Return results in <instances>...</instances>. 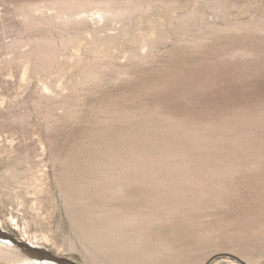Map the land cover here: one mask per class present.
Wrapping results in <instances>:
<instances>
[{"label": "rangeland", "instance_id": "rangeland-1", "mask_svg": "<svg viewBox=\"0 0 264 264\" xmlns=\"http://www.w3.org/2000/svg\"><path fill=\"white\" fill-rule=\"evenodd\" d=\"M108 1L131 11L0 0V228L79 264H264V0ZM170 153L205 178L158 189Z\"/></svg>", "mask_w": 264, "mask_h": 264}, {"label": "bare ground", "instance_id": "bare-ground-1", "mask_svg": "<svg viewBox=\"0 0 264 264\" xmlns=\"http://www.w3.org/2000/svg\"><path fill=\"white\" fill-rule=\"evenodd\" d=\"M88 1V0H87ZM90 1V0H89ZM112 0H110V2H111ZM117 1H119V0H117ZM131 1V0H130ZM79 2H80V0H79ZM102 2V1H101ZM105 1H103V3H104ZM108 0H107V4H108ZM113 2V1H112ZM115 2L116 1H114V4H115ZM125 2V1H124ZM71 3V2H70ZM74 3V2H73ZM82 3V2H81ZM97 3V2H96ZM99 3V2H98ZM106 3H105V5L103 6V8L101 9V8H99V10H98V14H99V16L100 17H105V16H110V17H120V16H123V15H125V14H127V12H129V11H131L129 8H124V7H120V5H121V3L119 4V7H112V6H109L110 5V3L108 4V6L106 5ZM64 4V3H63ZM76 4V3H75ZM77 4H78V2H77ZM87 4V3H86ZM93 4H94V2H93ZM100 4H102V3H99V6H100ZM113 3H112V5H114ZM116 4H117V2H116ZM130 4V3H129ZM79 5V4H78ZM96 5V4H95ZM103 5V4H102ZM101 5V6H102ZM123 5V4H122ZM126 5V4H125ZM131 5V4H130ZM70 6H71V4H70ZM73 6V5H72ZM77 6V5H76ZM90 6V5H89ZM93 6V5H92ZM98 6V7H99ZM137 6V5H136ZM142 6V5H141ZM224 6V5H223ZM60 7V6H59ZM75 7V6H74ZM81 7H82V5H81ZM128 7V6H127ZM133 7V6H132ZM62 8V7H61ZM79 8V7H78ZM224 8V7H223ZM65 9V8H64ZM140 9H142V8H140ZM137 10H139V9H137ZM61 11H62V9H61ZM72 11V10H71ZM77 11V10H76ZM74 12L75 13V15H76V13L77 12ZM135 11H136V8H135ZM96 12V11H95ZM134 12V11H133ZM74 13H72V14H74ZM130 14V13H129ZM78 15V14H77ZM76 15V16H77ZM70 16H73V15H70ZM57 17H59V16H56L55 18H57ZM74 18V17H73ZM64 19V18H63ZM50 20V19H49ZM52 20V19H51ZM61 20V19H60ZM76 20V19H75ZM66 22V21H65ZM68 24V23H67ZM72 35V34H71ZM70 35V36H71ZM65 38V37H64ZM63 40H65V39H63ZM102 40H104V39H102ZM48 42V41H47ZM70 42V41H69ZM97 42V41H96ZM55 43V42H54ZM71 43H72V41H71ZM70 43V44H71ZM47 44V43H46ZM93 44V43H92ZM60 46H61V44H59ZM94 45V44H93ZM98 45V44H97ZM101 45V44H100ZM48 46V45H47ZM63 47V46H62ZM91 47H92V45H91ZM99 47V46H98ZM39 49V48H38ZM55 49V48H54ZM98 49V48H97ZM65 50V49H64ZM105 50V49H104ZM50 51V50H49ZM61 52V51H60ZM99 53V52H98ZM37 54V53H36ZM57 55V54H56ZM57 57V56H56ZM77 57V56H76ZM75 57V58H76ZM69 58V57H68ZM37 59V58H36ZM45 59V58H44ZM95 59V58H94ZM97 59V58H96ZM98 59H100L99 57H98ZM65 60V59H64ZM72 60V59H71ZM78 60V59H77ZM102 60V59H101ZM100 60V61H101ZM75 61V60H74ZM73 61V62H74ZM65 62V61H64ZM77 62V61H76ZM75 62V63H76ZM80 62V61H79ZM29 64V63H28ZM80 65V64H79ZM83 65V64H82ZM38 66V65H37ZM85 66V65H84ZM87 67V66H86ZM85 67V68H86ZM95 67V66H94ZM94 69V68H93ZM96 71V70H95ZM95 71H94V73H95ZM65 72V71H64ZM80 72H81V70H80ZM83 72V71H82ZM85 72V71H84ZM88 72V71H87ZM86 72V73H87ZM93 73V74H94ZM81 74V73H80ZM93 74L91 73V75L93 76ZM85 75V74H84ZM79 77V76H78ZM81 77V76H80ZM82 79V78H81ZM246 108V107H245ZM254 110V109H253ZM259 113V112H258ZM232 115V114H231ZM260 116V115H259ZM231 117V116H230ZM196 118V117H195ZM204 119V118H203ZM212 119V118H211ZM218 119V118H217ZM239 119V118H238ZM177 120V119H176ZM230 120V119H229ZM217 121V120H216ZM215 121V122H216ZM220 121V120H219ZM233 121V120H232ZM232 121H230V122H232ZM250 121V120H249ZM257 121V120H256ZM198 122H201V121H198ZM260 122V121H259ZM263 122V121H262ZM192 123V122H191ZM212 123H214V122H212ZM234 123V122H233ZM247 123V122H246ZM209 124V123H208ZM230 124V123H229ZM253 124H254V122H253ZM261 124V123H260ZM195 125V124H194ZM240 125V124H239ZM256 125V124H255ZM172 126V125H171ZM178 126V125H177ZM191 126V125H190ZM189 126V127H190ZM202 126V125H201ZM204 126H207V125H204ZM209 126V125H208ZM248 126V125H247ZM182 127V126H181ZM203 127V126H202ZM218 127V126H217ZM229 127V126H228ZM227 127V128H228ZM178 128V127H177ZM197 128V127H196ZM226 128V129H227ZM246 128V127H245ZM264 128V127H263ZM181 129V128H180ZM209 129V128H208ZM210 129H211V127H210ZM177 130V129H176ZM175 129L173 130V131H176ZM202 131V130H201ZM204 131H207V130H204ZM219 131V130H218ZM196 132V131H195ZM198 132V131H197ZM203 132V131H202ZM201 132V133H202ZM220 132V131H219ZM228 132V131H227ZM234 132V131H233ZM242 132V131H241ZM240 132V133H241ZM186 133V132H185ZM216 133V132H215ZM257 133V132H256ZM206 134V133H205ZM223 134V133H222ZM224 134H225V132H224ZM229 134V133H228ZM259 134V133H258ZM183 135H184V133H183ZM199 135H200V133H199ZM212 135V134H211ZM215 135V134H214ZM235 135V134H234ZM210 136V135H209ZM217 136V135H216ZM238 136V135H237ZM242 136V135H241ZM234 137V136H233ZM243 137V136H242ZM220 138V137H219ZM238 138V137H237ZM263 138H264V136H263ZM192 139V138H191ZM200 139V138H199ZM207 139H208V137H207ZM206 139V140H207ZM189 140H190V137H189ZM204 140V139H203ZM224 140V139H223ZM244 140V139H243ZM196 141V140H195ZM215 141V140H214ZM240 141V140H239ZM242 141V140H241ZM199 142V141H198ZM197 142V143H198ZM202 142V141H201ZM205 142V141H204ZM203 142V143H204ZM208 142V141H207ZM263 142V141H262ZM193 143V142H192ZM213 143V142H212ZM219 143H221V142H219ZM242 143V142H241ZM191 144V143H190ZM195 144V143H194ZM194 144H192L193 146H194ZM218 144V143H217ZM228 144V143H227ZM232 144V143H231ZM230 144V145H231ZM234 144V143H233ZM191 145V146H192ZM200 145V144H199ZM211 145V144H210ZM223 145H224V141H223ZM246 145V144H245ZM254 145H256V144H254ZM195 146H197V145H195ZM207 146V145H206ZM206 146H205V148H206ZM249 146H252V145H249ZM202 147V146H201ZM212 147V146H211ZM224 147V146H223ZM222 147V148H223ZM227 147V146H226ZM235 147V146H234ZM237 147V146H236ZM235 147V148H236ZM263 147V146H262ZM209 148V147H208ZM207 148V149H208ZM212 148H214V147H212ZM212 148H210V149H212ZM230 148V147H229ZM240 148V147H239ZM246 148V147H245ZM202 149V148H201ZM209 149V150H210ZM217 149V148H216ZM243 149V148H242ZM255 149V148H254ZM174 150V149H173ZM202 150H204V148L202 149ZM214 150V149H213ZM221 151H226V150H222V149H220ZM233 150V149H232ZM237 149H235V151H236ZM256 150V149H255ZM184 151V150H183ZM182 151V152H183ZM197 151H199L198 149H197ZM215 151V150H214ZM234 151V152H235ZM170 152V151H169ZM168 152V153H169ZM178 152V151H177ZM181 152V153H182ZM229 152V151H228ZM230 152H232V151H230ZM174 153V152H173ZM173 153H170L171 155H169V157H167V159L163 162V161H159V162H156V161H152L150 158H149V160L151 161V162H154L153 164L150 162V165H146V166H149V168L148 167H146V168H148V169H150V171H148L147 170V172H151V176H152V179L154 178V179H156L157 181V187H158V182H159V185H160V187L162 186V187H165V188H168L169 189V186H168V184H167V186H166V181H167V179L169 178H172V179H174L175 181H173L172 179V181L171 182H174V183H176V184H178V181L179 180H176V179H180V183H181V181L184 179V181H186V182H188V179L189 180H192V181H199V180H201V177H202V175L199 177V173H193V171H191V169L189 170V168H190V164H189V162H190V158H191V156H188L189 157V160L186 158V157H181V156H176V154L174 155ZM190 153H191V151H190ZM209 153V152H208ZM211 153V152H210ZM215 153V152H214ZM233 153V152H232ZM248 153V152H247ZM173 154V155H172ZM196 154V153H195ZM195 154H194V156H195ZM200 154V153H199ZM199 154H198V157H199ZM216 154V153H215ZM240 154V153H239ZM243 154V153H242ZM178 155V154H177ZM182 155V154H181ZM185 155V154H184ZM188 155H189V152H188ZM209 155V154H208ZM230 154H228V156H229ZM257 155V154H256ZM260 155V154H259ZM108 156H110V155H108ZM160 156H162V155H160ZM193 156V157H194ZM220 156H222V155H220ZM107 157V156H106ZM117 157V156H116ZM135 157V156H134ZM136 157H138V155L136 156ZM156 159L158 158L157 157V154H156ZM198 157L196 158L197 159V161L196 162H198ZM201 157V156H200ZM205 157V156H204ZM230 157H232V156H230ZM110 158H112V157H110ZM145 158V157H144ZM147 158V157H146ZM145 158V159H146ZM153 158V157H152ZM163 158V157H162ZM195 158V157H194ZM215 158V157H214ZM218 158H219V156H218ZM224 158V157H223ZM239 158V157H238ZM263 158V157H262ZM116 159V158H115ZM119 159V158H118ZM134 159V158H133ZM155 159V160H156ZM202 159V158H201ZM205 159V158H204ZM204 159H202V161L204 160ZM207 159V158H206ZM209 159H210V157H209ZM227 159V158H226ZM236 159V158H235ZM247 159V158H246ZM129 160V159H128ZM137 160V159H136ZM149 160H146V161H148L149 162ZM153 160H154V158H153ZM158 160H163V159H158ZM157 160V161H158ZM199 160H200V158H199ZM218 160V159H217ZM220 160V159H219ZM218 160V161H219ZM221 160H222V158H221ZM224 160V159H223ZM242 160V159H241ZM252 160V159H251ZM98 161V160H97ZM138 161V160H137ZM142 162H143V160H141ZM141 161H139V162H141ZM192 161V160H191ZM194 161V160H193ZM239 161H240V159H239ZM256 161H258V160H256ZM105 162V161H104ZM113 162V161H112ZM120 162V161H119ZM122 162V161H121ZM125 162V161H124ZM135 162V161H134ZM138 162V164H140ZM155 162L156 163H158V164H155ZM195 162V163H196ZM205 162V161H204ZM221 162V161H220ZM227 162V161H226ZM101 163H102V161H101ZM100 163V164H101ZM116 163H118L117 161H116ZM229 164H230V162H228ZM227 163V164H228ZM258 163V162H257ZM109 164V163H108ZM123 164H125V163H123ZM127 164V163H126ZM134 164V163H133ZM144 164V163H143ZM142 164V165H143ZM219 164V163H218ZM224 164V163H223ZM223 164H221V166L223 165ZM228 164V165H229ZM111 165V164H110ZM116 165V164H115ZM135 165V164H134ZM141 165V166H142ZM153 165H159L161 168V170L159 169H157V167L155 166V168H153L154 166ZM201 165V164H200ZM242 165V164H241ZM100 166H102V165H100ZM104 166V165H103ZM116 166H118V165H116ZM120 166H122V165H120ZM131 166H132V164H131ZM139 167H140V165H138ZM153 166V167H152ZM231 166H232V164H231ZM237 166V165H236ZM239 166V165H238ZM128 167V166H127ZM189 167V168H188ZM223 167V166H222ZM225 167H227V165L225 166ZM134 168V167H133ZM138 168V167H137ZM143 168H144V165H143ZM142 168V169H143ZM145 168V169H146ZM188 168V169H187ZM194 168V167H193ZM217 168H219V167H217ZM234 168H235V166H234ZM237 168V167H236ZM235 168V169H236ZM117 169H119V168H117ZM184 169H186V170H184ZM195 169H198V168H196L195 167ZM207 169V168H206ZM205 169V170H206ZM214 169H215V167H214ZM228 169V168H227ZM238 169H240L239 167H238ZM129 170V169H128ZM137 170V169H136ZM179 170L181 171V172H179ZM212 170V169H211ZM210 170V171H211ZM218 170V169H217ZM237 170V169H236ZM250 170V169H249ZM102 171V170H101ZM109 171H110V169H109ZM118 170H116V172H117ZM130 171V170H129ZM146 170H144L143 172H145ZM197 171V170H196ZM198 171H200L201 172V170H198ZM197 171V172H198ZM210 171H207V173H209L210 174ZM231 171V170H230ZM239 171V170H238ZM119 172V171H118ZM142 172V173H143ZM212 172V171H211ZM219 172V171H218ZM232 172V174H233V171H231ZM103 174H105L104 172H102ZM107 173H108V171H107ZM131 173H132V169H131ZM149 173L148 174H146V175H149ZM207 173H206V175H207ZM212 173H214V172H212ZM229 173V172H228ZM236 173V171H234V174ZM241 173V172H240ZM101 174V173H100ZM99 174V175H100ZM141 174V173H140ZM220 174V173H219ZM222 174V173H221ZM113 175V174H112ZM115 175V174H114ZM120 175V174H119ZM134 175V174H133ZM153 175H155V176H153ZM204 175H205V173H204ZM212 175V177L213 176H215L214 174H211ZM211 175H208V176H206V178L207 177H209V176H211ZM224 175V174H223ZM109 176V178H110V175H108ZM150 176V175H149ZM179 176H182L183 177V179L181 180V177L179 178ZM116 177V176H115ZM144 177H146V176H143V178ZM185 177V178H184ZM225 177H226V175H225ZM224 177V178H225ZM106 178V181H108V179H107V176L105 177ZM131 178H132V176H131ZM202 178H205V177H202ZM219 178V177H218ZM222 178V177H221ZM112 179V178H111ZM151 179V180H152ZM186 179V180H185ZM208 179V178H207ZM210 179V178H209ZM215 179H216V176H215ZM228 179V178H227ZM127 180H129V178L127 179ZM138 180V179H137ZM136 180V181H137ZM144 180V179H143ZM219 180H221V179H219ZM97 181H99V179L97 180ZM177 181V182H176ZM183 181V182H184ZM211 181V180H210ZM223 181V180H222ZM111 182V181H110ZM109 182V183H110ZM134 182V181H133ZM170 182V183H171ZM201 182H203V181H201ZM208 182V181H207ZM129 183H130V181H129ZM132 183V182H131ZM130 183V184H131ZM153 183V182H152ZM173 183V184H174ZM192 183H194V182H192ZM199 183H200V181H199ZM211 183V182H210ZM217 183V182H216ZM224 183H225V181H224ZM108 184V183H107ZM106 184V185H107ZM134 184V183H133ZM141 184V183H140ZM153 184H155V183H153ZM175 184V185H176ZM189 184V183H188ZM201 184H205V182H203V183H201ZM200 184V186H202ZM212 184H213V182H212ZM111 185V184H110ZM151 186H152V184H150ZM150 185H149V187H150ZM186 185V184H185ZM211 185V184H210ZM215 185V184H214ZM217 185V184H216ZM105 186V185H104ZM139 186V185H138ZM145 186V185H144ZM178 186V185H177ZM189 186H190V184H189ZM207 186V189H206V191L208 190V185H206ZM153 187V186H152ZM155 187H156V185H155ZM156 187V188H157ZM172 187H174V188H172L173 190L174 189H176V186H173L172 185ZM211 187V186H210ZM192 188V187H191ZM191 188H189L190 190H191ZM158 189H160L159 187H158ZM167 189V190H168ZM171 189V188H170ZM169 189V190H170ZM180 189V188H179ZM188 189V190H189ZM200 189H202V187L200 188ZM216 189V188H215ZM224 189V188H223ZM106 190V189H105ZM111 190V189H110ZM157 189H155V191H156ZM165 190V189H164ZM164 190H162V191H164ZM210 190V189H209ZM149 191V190H148ZM172 191V190H171ZM176 191V190H175ZM201 191V190H200ZM203 191V190H202ZM156 192H158V191H156ZM168 192V191H167ZM191 192V191H190ZM159 193V192H158ZM166 193V192H165ZM189 193V192H188ZM162 194V193H161ZM163 194H164V192H163ZM176 194L178 195V192H176ZM206 194V193H205ZM140 195V194H139ZM172 195V194H171ZM156 196V195H155ZM170 196V195H169ZM185 196V195H184ZM203 196H205V195H203ZM159 196H157V198H158ZM164 197V196H163ZM171 197H174V196H171ZM177 197V196H176ZM180 197V196H179ZM175 198V197H174ZM178 198V197H177ZM176 198V199H177ZM167 199H168V197H167ZM171 199V198H170ZM169 199V200H170ZM175 199V200H176ZM179 199V198H178ZM159 200V199H158ZM160 201V200H159ZM159 201H158V203H159ZM163 201V200H162ZM166 201V199L163 201V203ZM171 201H173V199L171 200ZM155 202V201H154ZM174 202H176V201H174ZM173 202V203H174ZM153 203V202H152ZM171 204H172V202H171ZM177 204H182V199H181V203H178V201H177ZM184 204V203H183ZM170 205V204H169ZM175 205V204H174ZM149 206V205H148ZM179 206V205H178ZM143 207V206H142ZM172 207H173V205H172ZM176 207V206H175ZM141 208V207H140ZM168 208V207H167ZM171 208V207H170ZM154 209V208H153ZM130 211V210H129ZM134 211H136V210H134ZM172 211V210H171ZM131 212V211H130ZM141 212V211H140ZM143 212V211H142ZM144 213V212H143ZM124 214V213H123ZM126 214V213H125ZM146 214V213H145ZM150 214V213H149ZM151 215H149V217H150ZM137 217V216H136ZM135 218V217H134ZM147 218V217H146ZM137 219H138V217H137ZM115 220V219H114ZM135 220V219H134ZM109 222V221H108ZM115 222V221H114ZM117 222V221H116ZM123 222V221H122ZM253 222V221H252ZM113 223V222H112ZM253 223H255V222H253ZM258 223H259V221H258ZM260 224H263V223H260ZM117 226H118V224H117ZM262 227V226H261ZM256 229V228H255ZM258 229V228H257ZM263 230H264V228H263ZM260 231V230H259ZM21 257H25V256H23L20 252H19V250H17V249H13V248H9V247H6V246H3V247H0V259H10V258H21ZM26 258H28V257H26ZM24 260V259H23ZM32 260V259H31ZM247 262V261H246ZM32 263L33 264H52V263H50V262H42V261H40V260H32ZM248 264H250L249 262H247Z\"/></svg>", "mask_w": 264, "mask_h": 264}, {"label": "water", "instance_id": "water-1", "mask_svg": "<svg viewBox=\"0 0 264 264\" xmlns=\"http://www.w3.org/2000/svg\"><path fill=\"white\" fill-rule=\"evenodd\" d=\"M0 239L15 245L17 250H19V252L23 256L32 258L34 260H40L42 262L47 261L52 264H79L65 255L52 252L45 246L29 241L19 240L12 233L2 228H0ZM231 256L235 257L242 264H248L246 261L237 256H234L233 254H231Z\"/></svg>", "mask_w": 264, "mask_h": 264}]
</instances>
